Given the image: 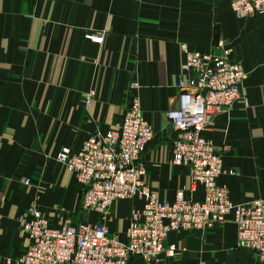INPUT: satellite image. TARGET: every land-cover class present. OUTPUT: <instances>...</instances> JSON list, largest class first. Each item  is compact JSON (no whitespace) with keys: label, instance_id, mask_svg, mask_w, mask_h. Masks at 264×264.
<instances>
[{"label":"crops","instance_id":"0c3cea01","mask_svg":"<svg viewBox=\"0 0 264 264\" xmlns=\"http://www.w3.org/2000/svg\"><path fill=\"white\" fill-rule=\"evenodd\" d=\"M229 1L0 0V264L20 258L27 239L17 219L32 203L51 227L99 221L81 208L80 187L55 158L114 129L131 96L153 133L140 157L145 185L167 202L178 193L202 199L187 167L169 163L172 127L164 113L177 94L182 44L212 56L230 48L240 64V98L201 135L217 152L228 147L216 179L228 199L264 198V14L237 18ZM97 31L101 43L84 38ZM140 205L115 201L104 216L121 243ZM235 244L229 215L206 231L168 233L164 246L172 245L174 256L155 264H259ZM127 264L144 263L130 257Z\"/></svg>","mask_w":264,"mask_h":264},{"label":"built area","instance_id":"2783aa9c","mask_svg":"<svg viewBox=\"0 0 264 264\" xmlns=\"http://www.w3.org/2000/svg\"><path fill=\"white\" fill-rule=\"evenodd\" d=\"M229 9L237 18L261 15L264 0H230ZM84 38L99 44L103 32H89ZM179 50L183 60L177 94L164 113L172 127L169 163L187 167L191 185L202 189V199L193 201L178 193L174 201L167 202L145 185L140 157L153 133L138 99L131 96L114 129L92 133L78 151L63 148L55 158L80 187L81 208L96 214L99 221L51 227L32 203L17 219L27 244L15 264H127L130 257L155 264L162 257L174 256L175 248L164 246L168 233L206 231L223 224L229 215L235 227L236 248L251 251L258 263L264 264V198L232 203L226 187L216 184L228 147L217 152L201 135L215 114L240 98L244 72L231 59L230 48L217 56L189 50L183 44ZM92 96L91 91L83 94L84 103L88 104ZM23 184L27 186L28 181ZM125 199H136L141 205L130 211L121 243L109 234L103 218L115 201Z\"/></svg>","mask_w":264,"mask_h":264}]
</instances>
